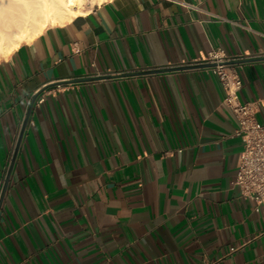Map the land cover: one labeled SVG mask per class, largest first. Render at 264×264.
<instances>
[{
    "label": "crops",
    "instance_id": "0c3cea01",
    "mask_svg": "<svg viewBox=\"0 0 264 264\" xmlns=\"http://www.w3.org/2000/svg\"><path fill=\"white\" fill-rule=\"evenodd\" d=\"M211 50L248 57L239 99L264 100V0H107L0 62V195L41 92L0 211V264H264L221 81L172 69Z\"/></svg>",
    "mask_w": 264,
    "mask_h": 264
},
{
    "label": "built area",
    "instance_id": "2783aa9c",
    "mask_svg": "<svg viewBox=\"0 0 264 264\" xmlns=\"http://www.w3.org/2000/svg\"><path fill=\"white\" fill-rule=\"evenodd\" d=\"M247 58H229L219 50H211L202 59L184 63L180 67L211 65L209 67L219 77L225 91L224 103L234 113L239 124L234 133L241 141L236 185L242 197L254 202L256 209L264 213V124L257 118L264 100L243 103L239 99L243 80L236 64Z\"/></svg>",
    "mask_w": 264,
    "mask_h": 264
},
{
    "label": "bare ground",
    "instance_id": "6f19581e",
    "mask_svg": "<svg viewBox=\"0 0 264 264\" xmlns=\"http://www.w3.org/2000/svg\"><path fill=\"white\" fill-rule=\"evenodd\" d=\"M107 0H0V62L52 25L65 24Z\"/></svg>",
    "mask_w": 264,
    "mask_h": 264
},
{
    "label": "water",
    "instance_id": "95a60500",
    "mask_svg": "<svg viewBox=\"0 0 264 264\" xmlns=\"http://www.w3.org/2000/svg\"><path fill=\"white\" fill-rule=\"evenodd\" d=\"M207 66H211V65H207ZM198 67H202V66H185V67L172 68V69L173 70L174 69L182 70V69H192V68H198ZM161 71H164V70H155V71H152V72H161ZM142 73H147V72H142ZM135 74H140V73H132V74H124V75L127 76V75H135ZM108 77H111V76H108ZM94 79L95 78H93L91 80H94ZM88 80H90V79H88ZM40 94H41V92H39L38 94H36L34 96V98L32 100V103H31V106L29 108L28 114L26 116V119L24 120L23 126L21 128V132H20L17 144H16V148H15V151H14V154H13V158H12V161H11L8 173H7V177H6V180H5L1 195H0V211H1V208H2V204H3L4 198H5L6 192H7V188H8L12 173H13V169H14L17 157H18V153H19V150H20V147H21V144H22V140H23V137H24V134H25V131H26V127H27L28 122L30 120L32 109L34 107V104H35L36 100L40 96Z\"/></svg>",
    "mask_w": 264,
    "mask_h": 264
},
{
    "label": "rangeland",
    "instance_id": "374dc122",
    "mask_svg": "<svg viewBox=\"0 0 264 264\" xmlns=\"http://www.w3.org/2000/svg\"><path fill=\"white\" fill-rule=\"evenodd\" d=\"M95 6H97V4L92 5V7H90V10H92Z\"/></svg>",
    "mask_w": 264,
    "mask_h": 264
}]
</instances>
